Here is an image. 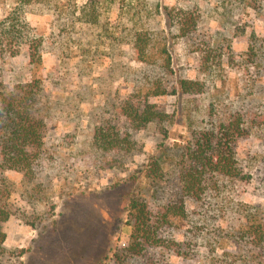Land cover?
Wrapping results in <instances>:
<instances>
[{"label": "rangeland", "instance_id": "rangeland-1", "mask_svg": "<svg viewBox=\"0 0 264 264\" xmlns=\"http://www.w3.org/2000/svg\"><path fill=\"white\" fill-rule=\"evenodd\" d=\"M86 1L0 0V20L22 11L40 38L33 107L44 124L29 170L0 167V207L9 213L0 264L264 258V246L254 248L240 233L250 213L264 229L257 190L264 166V0H93V22L82 15ZM30 69L25 45L14 55L1 49L0 91L28 82ZM183 79L198 86L182 92ZM126 105L151 107L154 117L135 127ZM238 118L245 133L234 144L239 175L207 174L198 198L186 194L181 179L197 137ZM98 128L117 131L129 146L102 149ZM154 162L159 174L152 178ZM131 198L148 204L161 239L138 255L124 249Z\"/></svg>", "mask_w": 264, "mask_h": 264}, {"label": "trees", "instance_id": "trees-1", "mask_svg": "<svg viewBox=\"0 0 264 264\" xmlns=\"http://www.w3.org/2000/svg\"><path fill=\"white\" fill-rule=\"evenodd\" d=\"M82 12V15L87 12L90 22L96 19L93 0L86 1ZM176 16L180 22H186L181 12H177ZM40 44V38L32 32L22 11L16 14L14 11L9 12L0 20V50H6L14 55L22 45H25L32 75L28 82L17 84L7 92L0 91V167L2 168L29 170L42 144L44 124L33 107V101L40 90V80L35 75L41 64ZM133 47L137 58L141 61L146 60L145 46L138 34L134 35ZM179 86L182 92L188 93L198 86V83L183 79L179 81ZM123 113L135 127L148 122L155 114L151 107L141 108L138 105L124 106ZM243 134L245 133L240 118L222 125L216 134H213V131L201 133L188 153L192 165H189L182 174L183 191L198 198L204 190V178L207 174L229 178L239 175L234 144ZM94 139L104 150L114 148L119 150L124 148V145L130 144L128 139L117 131L111 133L103 128L94 131ZM148 171L149 177H157L159 174L157 163L154 162ZM257 179L263 185L262 187L257 185V190L264 195V166L258 170ZM126 210L130 231L128 242L124 246L125 251L131 255H138L147 246L159 245L161 239L157 233V221H154L148 204L142 199L131 198L127 202ZM8 217L9 213L0 207V254L4 250L5 240L2 223ZM247 217V225L240 233L246 236L247 241L254 248H260L264 246L263 226L256 221L255 214L250 213ZM248 261L245 259L242 264H264V258L257 256H253L252 260L248 259Z\"/></svg>", "mask_w": 264, "mask_h": 264}]
</instances>
